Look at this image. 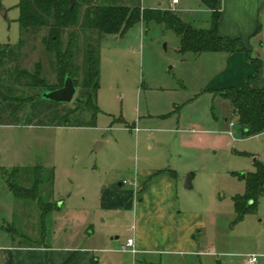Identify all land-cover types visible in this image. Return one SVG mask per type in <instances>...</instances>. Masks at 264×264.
Returning a JSON list of instances; mask_svg holds the SVG:
<instances>
[{
  "label": "rangeland",
  "instance_id": "1",
  "mask_svg": "<svg viewBox=\"0 0 264 264\" xmlns=\"http://www.w3.org/2000/svg\"><path fill=\"white\" fill-rule=\"evenodd\" d=\"M169 1L113 2L167 9ZM182 2L194 9L180 12L185 20L210 27L211 13L202 4ZM19 3L0 0V46H10L0 54V247L35 239L40 246L81 245L92 250L96 264H248V254H258V264H264V193L242 218L234 201L245 192V175L256 171L257 161L264 163V132L243 136L231 102L205 91L217 68L205 57L180 52V37L163 23L140 22L124 34L77 25L62 35L63 50L72 41L74 99H38L45 91L42 83L22 72L20 77V71L39 73L36 78L57 86L59 63L43 42L48 28L25 33L16 53L22 39ZM260 26L251 50L262 59L264 11ZM90 49L99 73L93 126L86 124L92 111L81 105ZM78 106L82 112L66 124L64 116ZM79 120L85 124L78 125ZM38 166L43 169L41 199L56 205L44 223L38 202L16 197L9 185L14 180L31 187ZM147 170H173L178 209L185 214L181 221L192 219L186 214L192 212L204 219L195 234L196 251L164 245L136 254L119 250L135 234L136 209L121 216L115 189L122 181L123 189H133L127 180ZM190 172L193 187L186 189Z\"/></svg>",
  "mask_w": 264,
  "mask_h": 264
},
{
  "label": "trees",
  "instance_id": "2",
  "mask_svg": "<svg viewBox=\"0 0 264 264\" xmlns=\"http://www.w3.org/2000/svg\"><path fill=\"white\" fill-rule=\"evenodd\" d=\"M20 0V29L22 39L15 49L18 55L24 45V34L40 28H48V35L43 39L47 51L56 55L59 63V85L48 86L41 78H36L39 73L32 74L26 70L20 71L28 78H33L42 83L43 90L56 89L64 85L65 77L69 73L78 88V81L72 73L70 60L72 54V41L65 50L62 49V35L65 29L81 25L89 31H96L99 34H124L129 28L137 23L157 22L163 23L168 29L174 31L180 37V52H193L202 54L206 52L234 53L244 52L247 57L257 64V74L248 79L245 87L230 86L224 89L215 90L217 95L228 99L233 112L238 117L239 129L243 136H253L264 132V87L254 88L251 82L259 77V70L262 62L259 58L252 56L251 46H247L242 38H230L219 34L220 11L216 8V0H210L214 10L211 16L209 28L196 27L192 21H187L178 10L171 8H143L140 5L129 6L118 4L116 0ZM83 16L80 19L81 12ZM261 30L258 26L256 34ZM5 47L0 46V54L4 53ZM14 51V50H13ZM2 59V58H0ZM98 60L94 50H89L86 60V72L83 79L85 89V101L82 106L92 111L91 121L87 125H95L98 113V106L94 94L98 90ZM41 93L38 99L42 98ZM54 102V101H53ZM58 103V102H55ZM85 108V109H86ZM79 112V113H78ZM79 106L69 111L64 117L66 124L71 125L72 115H80ZM13 114V113H11ZM78 125L85 124L79 120ZM42 168H35V181L31 187L20 186L14 180L9 182L10 188L18 198L37 201L41 210V223L45 217L56 207L51 202H44L40 196V185L43 183ZM246 189L244 194L235 197V207L242 218L252 206L256 204L258 197L264 193V163L257 161L256 171L245 175ZM44 225V224H43ZM72 258L65 264H70ZM94 264V263H93Z\"/></svg>",
  "mask_w": 264,
  "mask_h": 264
},
{
  "label": "crops",
  "instance_id": "3",
  "mask_svg": "<svg viewBox=\"0 0 264 264\" xmlns=\"http://www.w3.org/2000/svg\"><path fill=\"white\" fill-rule=\"evenodd\" d=\"M178 1L176 5L169 1L168 8L180 12L194 10L188 2ZM190 2L197 3L198 6L202 4L212 16L214 7L210 0H190ZM216 2V8L221 13L219 34L230 38H242L247 46H251L252 39L258 37L260 33L256 34V30L261 24L264 0H216ZM200 57H205L208 64L217 68L204 87L206 92L214 93L215 90L230 86L243 88L247 85L248 79L255 76L258 71L257 64L244 52L230 54L206 52L195 54L194 58ZM261 62L259 77L251 82L254 88L264 87V57ZM235 126L236 124L232 127ZM98 141L101 146L106 144L102 138ZM126 184L132 185L133 189H123L124 183L120 182V189H115L117 200L114 205L121 210V216L125 215L127 209L128 211L136 209L134 214L136 224L132 226L135 234L129 237H134L137 253L156 251L161 245L195 250V234L198 228L203 226L204 219H201L200 214L192 212L186 213L191 216L193 214L192 219L181 221L185 214L178 209L177 181L173 170L169 172L147 170L142 175H137L133 181L127 180ZM35 242L0 247V264H65L71 258L70 264L98 262L92 250L82 248L81 245L61 248L40 246L36 239Z\"/></svg>",
  "mask_w": 264,
  "mask_h": 264
},
{
  "label": "water",
  "instance_id": "4",
  "mask_svg": "<svg viewBox=\"0 0 264 264\" xmlns=\"http://www.w3.org/2000/svg\"><path fill=\"white\" fill-rule=\"evenodd\" d=\"M71 2L73 6L75 0H72ZM77 90L78 88L75 85L73 77L68 73L62 87L56 89H46L42 93L41 97L58 103H70L74 99ZM243 175H245V173ZM194 176L195 174L193 172L187 174L184 183V187L186 189H191L193 187Z\"/></svg>",
  "mask_w": 264,
  "mask_h": 264
},
{
  "label": "built area",
  "instance_id": "5",
  "mask_svg": "<svg viewBox=\"0 0 264 264\" xmlns=\"http://www.w3.org/2000/svg\"><path fill=\"white\" fill-rule=\"evenodd\" d=\"M178 2H179L178 0H172V3L174 5H176ZM231 125H234V123L232 122ZM119 250L122 252H129L132 254H136L138 250L136 248L134 237H129L127 238L126 241H123L119 246ZM258 260H259L258 254H248L247 257L248 264H258Z\"/></svg>",
  "mask_w": 264,
  "mask_h": 264
}]
</instances>
